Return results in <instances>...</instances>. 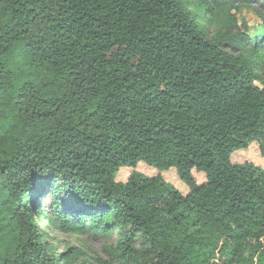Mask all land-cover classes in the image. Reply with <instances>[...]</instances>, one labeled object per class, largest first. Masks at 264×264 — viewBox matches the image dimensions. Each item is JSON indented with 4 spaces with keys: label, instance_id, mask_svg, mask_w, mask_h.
Masks as SVG:
<instances>
[{
    "label": "trees",
    "instance_id": "trees-1",
    "mask_svg": "<svg viewBox=\"0 0 264 264\" xmlns=\"http://www.w3.org/2000/svg\"><path fill=\"white\" fill-rule=\"evenodd\" d=\"M252 144L264 0H0V264H264V164L231 160Z\"/></svg>",
    "mask_w": 264,
    "mask_h": 264
},
{
    "label": "rangeland",
    "instance_id": "rangeland-1",
    "mask_svg": "<svg viewBox=\"0 0 264 264\" xmlns=\"http://www.w3.org/2000/svg\"><path fill=\"white\" fill-rule=\"evenodd\" d=\"M258 8L257 2H253L250 7H241L237 11L238 21L246 22V24H248L250 29L253 31L254 28L261 23L256 13V11L259 10ZM208 32L209 35L212 36L215 32L214 27L208 26ZM231 160L233 163L252 162L256 164H264L263 160L260 159V151L258 146L253 144L248 148V150L234 154ZM130 170L131 169L127 167L121 168L116 176V180L124 181L129 175ZM138 171L149 176H154L157 174L156 169L149 167L144 163H140L138 165ZM161 175L165 180L173 184L183 195L188 193V188L177 178L175 169L172 168L168 171H164ZM193 175L199 184L205 182V176L203 174H197L194 172ZM48 201V198H46V200L41 201L40 205L47 206ZM43 212H46L45 208H43ZM37 226L40 229L41 235L52 238V241L50 242L57 245V252L60 253L64 251V249L68 246L79 247L86 252V257L88 260L95 256L104 258L105 256L103 255L102 247L111 242L110 238L104 239L101 237H93L91 235L71 236L67 234H60L58 232L52 233L50 230H45V228H47L45 219L38 221Z\"/></svg>",
    "mask_w": 264,
    "mask_h": 264
}]
</instances>
